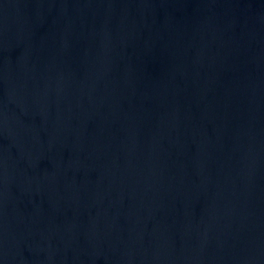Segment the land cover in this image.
Segmentation results:
<instances>
[{"label": "water", "instance_id": "water-1", "mask_svg": "<svg viewBox=\"0 0 264 264\" xmlns=\"http://www.w3.org/2000/svg\"><path fill=\"white\" fill-rule=\"evenodd\" d=\"M0 264H264V0H0Z\"/></svg>", "mask_w": 264, "mask_h": 264}]
</instances>
